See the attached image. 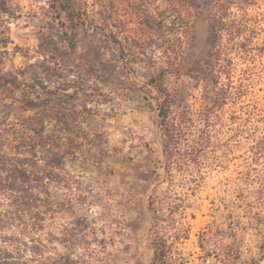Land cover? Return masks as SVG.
<instances>
[{
  "label": "rangeland",
  "instance_id": "374dc122",
  "mask_svg": "<svg viewBox=\"0 0 264 264\" xmlns=\"http://www.w3.org/2000/svg\"><path fill=\"white\" fill-rule=\"evenodd\" d=\"M8 1L0 73L19 85L0 84V264H151L156 230L174 264H264V176L255 180L261 166L252 161L253 124L264 114V0L246 9V54H230L232 93L208 123L184 132L197 145L188 171L172 164L168 174L157 93L145 82L152 68L204 58L208 9L185 13L170 37L161 18L179 19L166 0H86L83 25L58 18L51 0ZM52 36L51 54L41 41ZM166 79L180 108L200 110L202 80ZM26 98L38 105L24 110ZM13 176L8 190L2 179ZM172 192L183 210L166 205ZM151 197L165 218L156 227Z\"/></svg>",
  "mask_w": 264,
  "mask_h": 264
},
{
  "label": "trees",
  "instance_id": "16d2710c",
  "mask_svg": "<svg viewBox=\"0 0 264 264\" xmlns=\"http://www.w3.org/2000/svg\"><path fill=\"white\" fill-rule=\"evenodd\" d=\"M192 1L193 2L187 0H166L167 6L171 9V13H175L179 22L176 21V19L168 21L166 17L161 18V31H163V34H167L170 37L175 35L177 33L176 24H178L177 26H180V21L186 16L185 13L191 14V12L199 11L198 9H204L206 7L208 12L206 15L207 35L204 58L199 59L197 57H188L187 62L183 61V64L174 66V68H172V65L169 67L160 66L159 68H152L148 80L145 82L146 85L155 89L157 93L155 96L157 127L162 153L167 163L165 170L166 174L169 173V167L172 164H177L181 171H188L190 166L189 163L196 158L193 150L197 145L191 146L188 143L190 142V139L188 140L185 138L184 132L208 123L209 114L219 107L226 97L232 93L230 90L232 88L230 81L232 66L229 57L231 53L238 54L239 56L246 54L244 49L238 44L242 42V39L246 38L245 35L250 29V23L248 22V19H246V9L251 5V0ZM51 3L52 7L55 8V11L58 14V18L61 13L65 12L71 22L76 21V23H80L81 25L85 23L84 21L87 16L86 0H51ZM234 6L239 12H232L231 8ZM0 12L5 14L12 13V8L8 0H0ZM163 12L167 13V10L165 9ZM188 21L190 22L191 20L189 19ZM189 22L184 24V29L188 27ZM147 25L151 26L152 22H147ZM153 29L155 30V28ZM109 37L118 45L119 49L123 51V45L121 40H119L118 35L110 30ZM52 40L53 36L48 39L47 43H44V39L41 41L43 48L51 54L57 49V44H53ZM61 43H63V41ZM67 43V45H73L68 41ZM176 46V44L173 45V48ZM180 46L183 47L185 45L183 42H180ZM141 49L145 51L146 47L142 46ZM257 54L260 58L264 59V37L263 41L257 48ZM178 57L179 54L176 52L174 58L178 59ZM56 73H58V76L55 77L66 75L61 72ZM168 75L173 76L176 79L188 76L204 82V93L201 97L202 105L198 112L192 114L185 106L180 108L177 86L172 84L168 85L166 83ZM7 83H11L14 86L19 85L17 78H8L0 73V84ZM31 85L34 87V84ZM42 87L45 88L44 85ZM50 92L53 93L52 91ZM37 105V102L33 99L26 98L24 100L23 108L24 110H30ZM255 122L256 123L253 125L254 131L257 132V135L254 136L252 161L261 166V171H256L255 175V180H261V177L264 176V173H262L264 172V114H260ZM28 131L29 132L26 131V133L35 130L29 128ZM39 135L42 137L41 133H39ZM199 139L200 138L197 137L196 139L191 140V142L198 144ZM25 140L26 137L23 136L22 141ZM253 169L255 170V168ZM16 170L17 169H15V171ZM19 171V176L24 177L25 171L21 172V170H17V172ZM153 173L156 177L152 179L155 184H159L163 181L159 179L161 176L160 174H156L154 171ZM2 186L8 190L15 189L17 187L16 176H13L9 180L3 178ZM172 195L174 196H166V205L169 206L170 210H183L185 199L178 196L177 192H172ZM149 209L153 212V227L158 226L160 222L165 220L163 216H158L156 199L152 197L149 200ZM155 233L151 264H174L171 260L173 255L172 245L169 244L164 236L160 235L157 230ZM181 238L182 237H179L178 239Z\"/></svg>",
  "mask_w": 264,
  "mask_h": 264
}]
</instances>
